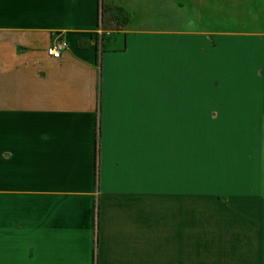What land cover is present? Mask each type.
I'll list each match as a JSON object with an SVG mask.
<instances>
[{
    "label": "crops",
    "instance_id": "0c3cea01",
    "mask_svg": "<svg viewBox=\"0 0 264 264\" xmlns=\"http://www.w3.org/2000/svg\"><path fill=\"white\" fill-rule=\"evenodd\" d=\"M154 3L0 0V264H264V0Z\"/></svg>",
    "mask_w": 264,
    "mask_h": 264
},
{
    "label": "rangeland",
    "instance_id": "374dc122",
    "mask_svg": "<svg viewBox=\"0 0 264 264\" xmlns=\"http://www.w3.org/2000/svg\"><path fill=\"white\" fill-rule=\"evenodd\" d=\"M155 0H101L100 29L114 31L134 23L137 18L155 16ZM166 2V1H165Z\"/></svg>",
    "mask_w": 264,
    "mask_h": 264
},
{
    "label": "built area",
    "instance_id": "2783aa9c",
    "mask_svg": "<svg viewBox=\"0 0 264 264\" xmlns=\"http://www.w3.org/2000/svg\"><path fill=\"white\" fill-rule=\"evenodd\" d=\"M66 48H67V43L65 41L58 40L55 41L52 45H50L47 48L46 52L48 56L57 59L60 57L61 52Z\"/></svg>",
    "mask_w": 264,
    "mask_h": 264
}]
</instances>
